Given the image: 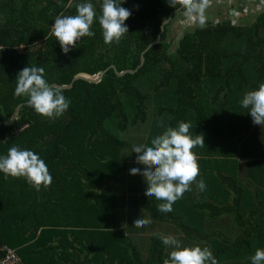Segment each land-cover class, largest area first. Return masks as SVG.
<instances>
[{
	"label": "trees",
	"instance_id": "trees-1",
	"mask_svg": "<svg viewBox=\"0 0 264 264\" xmlns=\"http://www.w3.org/2000/svg\"><path fill=\"white\" fill-rule=\"evenodd\" d=\"M78 3L93 4L95 35L80 38L65 54L51 34L52 24L58 15H75ZM101 4L0 0V156L13 145L31 150L52 176V183L37 191L24 177L0 172V243L14 249L21 264H163L169 254L160 235L149 238L141 257L122 229L121 194L146 181L130 174L128 154L121 161L127 143L112 128L143 130L151 146L155 136L184 121L191 124L189 134L203 135L205 143L192 149L199 176L191 191L169 213L157 211L164 201L154 196L138 201L129 194L127 206L147 219L174 224L171 233L182 246L208 247L218 264H250L252 254L264 249V125H254L240 101L264 82V10L244 25L220 12L173 43L168 29L183 14L177 11L181 5L123 0L121 6L131 12L128 33L109 45L98 21ZM158 36L140 67L142 52ZM26 66L43 67L44 78L59 87L79 74L105 73L96 84L78 80L62 90L69 107L49 119L28 107L26 97L14 96L17 74ZM114 70L136 73L119 78ZM245 70L253 75L250 82ZM149 105L153 111L160 106L158 119L147 127ZM17 106V118L4 124ZM200 179L206 183L203 192ZM134 201L140 202L138 209Z\"/></svg>",
	"mask_w": 264,
	"mask_h": 264
},
{
	"label": "clouds",
	"instance_id": "clouds-1",
	"mask_svg": "<svg viewBox=\"0 0 264 264\" xmlns=\"http://www.w3.org/2000/svg\"><path fill=\"white\" fill-rule=\"evenodd\" d=\"M169 6L181 8L183 15L190 20L198 21L201 27L206 23V9L210 0H168ZM123 0H102L101 12L98 17L105 44L119 43L121 38L128 33L125 21L131 12L122 7ZM75 15H58L52 24L51 34L59 42L62 51L67 54L71 48L76 47V42L84 36H94L91 31L96 11L92 3H78L75 5ZM43 67L26 66L16 78L14 96L26 97L27 106L49 119L61 116L69 107L70 101L63 95L62 89L50 85L44 78ZM241 106L248 109L253 123L264 125V82L260 83L257 90L247 91ZM190 123L178 122L177 127H167L162 134L151 140V146L134 145L133 152L139 154L137 164L145 166L130 169L131 175L140 174L144 177L147 188L146 195L154 196L159 201L157 211L169 213L173 204L183 197L185 192L191 191L190 185L199 176V165L193 148L205 147L203 135L193 138L189 134ZM0 172L5 176L24 177L29 184L40 190L41 185L48 187L52 183V176L43 159L31 150H21L18 146H11L7 155L0 156ZM197 187L201 192L206 188V183L200 179ZM150 219L138 218L134 221L137 228L147 226ZM164 245L172 246L169 258L163 264H218L208 247L182 246L181 242L172 236H161ZM252 264L264 262V249H257L251 257Z\"/></svg>",
	"mask_w": 264,
	"mask_h": 264
},
{
	"label": "rangeland",
	"instance_id": "rangeland-1",
	"mask_svg": "<svg viewBox=\"0 0 264 264\" xmlns=\"http://www.w3.org/2000/svg\"><path fill=\"white\" fill-rule=\"evenodd\" d=\"M245 1L244 3H246V6L250 7L252 5L253 0H242ZM259 3L262 4V7H252V12L254 14H250L248 15L249 11H242V14H244L243 16H241L240 14H237L241 11L240 8H237L236 6H234L231 10L228 12V14L224 15V18H228L230 20H233V22H236L237 25L241 24L244 25L247 21L248 22H252L254 20V16L258 13L261 12L262 10H264V0H259ZM253 5L255 6V2H253ZM213 10V11H212ZM227 10H224V8L220 5L217 4H212L210 3L209 7L206 9L205 15H206V22H210V20H212V16H216L218 13L222 12L224 13ZM210 12H214L213 14H211ZM237 12V13H236ZM227 13V12H225ZM220 14V15H221ZM254 15V16H253ZM215 20V18H213ZM213 21V20H212ZM215 22V21H214ZM198 24V21H193L188 19L187 17H185L183 14L181 16H176V18L173 20V22H171V24L169 25V34L168 37L170 38H174V42L176 43V41L179 39V37L185 32V31H190L193 29V27H195ZM263 37H264V32L262 33ZM173 44V48H174ZM247 70V69H246ZM245 70V76L248 79V81L250 82L253 79V75H249ZM154 84L151 82L149 84L148 90H151L153 88ZM150 92V91H149ZM170 95V93H169ZM164 97H168V93L164 96ZM160 105L157 106V108ZM157 108L153 111V109H151L150 105L147 106V127L154 123L155 120H157V113L156 110ZM126 111L128 112L129 116L131 117L132 115V111L130 108H126ZM153 111V112H152ZM130 130V129H129ZM112 132L121 140L125 141L127 143V148L125 150L122 151V155H121V161L122 162H126L127 164H129V167L132 168H140L141 171L144 170L145 166L142 164H137L136 163V158H137V153L133 152V146L136 145H141L144 144L146 145V141H147V134L142 130H134L132 132H119L116 129L112 128ZM125 151V152H124ZM123 154H128V158L126 159V161H124V159L122 160V156ZM135 176H138L139 178H141L143 182H145V179L142 175L140 174H136ZM131 187H127L126 191L123 192V194H121V196H123L122 199V209H121V218L123 220V231L126 235L129 236V238L131 239V241L137 246L139 253L141 255V257H145L146 256V251H147V247H148V243H149V238L153 235H160L161 236H172L175 237L173 235L174 231V224L167 222H163L162 220H157V219H153V218H149L151 220V223L147 226L144 227H140L137 228L134 226V221L140 217L147 219L146 217H148V215L146 213L140 212L135 210V209H130L128 208V202L126 200V197H128V195H132V197L137 198L138 201L139 200H152V197H148L147 195H145L146 193V188H147V184L146 183H142L141 186L136 185V184H132L130 185ZM145 187V190H144ZM250 188H253L250 187ZM135 192H137L136 194H134ZM141 192V193H140ZM133 200V198L131 199ZM138 201H134V205L135 208H139V204L140 202ZM156 202H158L159 200L155 199ZM142 215V216H140ZM174 226V228H173ZM175 230H177L175 228ZM175 232V231H174ZM178 235V234H177ZM179 238H177L178 240ZM162 242V241H161ZM163 243V242H162ZM164 250L166 254H170V252L173 249L172 246H167L164 245ZM255 253L252 254V256ZM250 264H252V262L249 260ZM224 264V263H222Z\"/></svg>",
	"mask_w": 264,
	"mask_h": 264
},
{
	"label": "water",
	"instance_id": "water-1",
	"mask_svg": "<svg viewBox=\"0 0 264 264\" xmlns=\"http://www.w3.org/2000/svg\"><path fill=\"white\" fill-rule=\"evenodd\" d=\"M168 19H169V17H168ZM168 19L166 20V21H164L163 22V25L161 26V31L160 32H162L163 31V29H164V25H166V23L168 22ZM160 40V38H159V36L157 37V39H156V41H154L153 43H151L143 52H142V55H141V57H140V67L141 66H143V64H144V54H145V52L152 46V45H154V44H156V43H158V41ZM139 67V68H140ZM105 73V71L104 72H102V73H100L99 75H97V76H95V77H92V76H89V75H86V74H79V75H76L74 78H73V80H71V83L68 85V86H57V87H59V88H61L62 90H65V89H70L71 88V85H73V83H75L76 81H78V80H83V81H86V82H88V83H90V84H96V83H98V81H99V79H100V77H102V75ZM114 73H115V75L117 76V77H119V78H121V77H123L124 75H126V74H129V75H133V74H135L136 73V71L135 72H131V71H126V72H124V73H118L116 70H114ZM56 86V85H55ZM19 107L20 106H17L16 108H15V111H14V114H13V116L11 117V119H10V121H8V122H4V124H8V125H10V124H12V122L17 118V116H18V113H19ZM2 124V122H0V125Z\"/></svg>",
	"mask_w": 264,
	"mask_h": 264
},
{
	"label": "crops",
	"instance_id": "crops-1",
	"mask_svg": "<svg viewBox=\"0 0 264 264\" xmlns=\"http://www.w3.org/2000/svg\"><path fill=\"white\" fill-rule=\"evenodd\" d=\"M220 2V6H222L223 8H224V10H230V13H231V9L234 7V6H236L237 8H242L241 9V11H246V12H248L249 11V13H248V15H250V14H254L253 12H252V9L254 8V7H259V8H261L262 7V4L261 3H259V0H253L252 2H249V3H252V5L250 6V7H248V6H246V3H244L245 1H242V0H220L219 1ZM253 2H255V6L253 5ZM253 7V8H252ZM254 10V9H253ZM240 11V12H241ZM225 12H227L228 13V11H225ZM239 12V13H240ZM237 13V12H236ZM238 14V13H237ZM254 124V123H253ZM254 125H256V124H254ZM258 136H259V138L260 139H262V137L260 136V134L258 133ZM264 142V141H263Z\"/></svg>",
	"mask_w": 264,
	"mask_h": 264
},
{
	"label": "built area",
	"instance_id": "built-area-1",
	"mask_svg": "<svg viewBox=\"0 0 264 264\" xmlns=\"http://www.w3.org/2000/svg\"><path fill=\"white\" fill-rule=\"evenodd\" d=\"M4 48L0 46V51ZM0 264H21L16 251L9 247L8 245L0 243Z\"/></svg>",
	"mask_w": 264,
	"mask_h": 264
}]
</instances>
